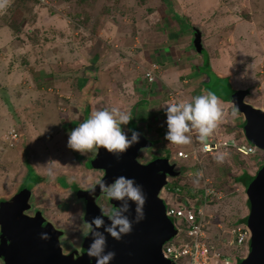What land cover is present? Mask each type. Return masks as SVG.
Returning <instances> with one entry per match:
<instances>
[{"label": "rangeland", "instance_id": "374dc122", "mask_svg": "<svg viewBox=\"0 0 264 264\" xmlns=\"http://www.w3.org/2000/svg\"><path fill=\"white\" fill-rule=\"evenodd\" d=\"M39 1L7 0L0 10V200H10L23 182L40 177L26 213L41 212L64 231L63 251L80 253L90 229L83 219L85 201L75 188L91 190L103 171L91 166L96 154L67 147L68 134L93 111H137L142 106L133 89L153 101L157 93V119L144 125L147 130L135 118L122 125L129 136L135 122L148 139L149 133L156 137L157 129V141L142 148L137 160L167 156L175 164L180 174L168 178L163 199L181 201L197 197L204 187L216 189L217 198L206 208L208 239L232 264L246 257L249 240L242 246L228 243L232 229L250 213L242 175L257 174L264 164L262 150L248 157L220 150L179 159L180 150L196 149L201 142L195 131L187 145L165 139V104L211 91L224 118L210 137L244 141V116L229 100L238 89H247L245 101L264 108V0ZM198 32L201 53L195 44ZM152 63L164 76L148 84L145 71ZM171 91L175 101L168 96ZM173 188L185 196L170 194ZM94 199L99 210H114L103 194Z\"/></svg>", "mask_w": 264, "mask_h": 264}, {"label": "water", "instance_id": "95a60500", "mask_svg": "<svg viewBox=\"0 0 264 264\" xmlns=\"http://www.w3.org/2000/svg\"><path fill=\"white\" fill-rule=\"evenodd\" d=\"M195 44L196 50L201 53L204 46L199 32ZM249 93L247 89L237 90L230 102L244 116L243 131L247 140L264 152V110L245 101ZM136 132L139 133V140L126 153L117 157L101 148L91 161L92 168L102 170L104 176L91 190L77 192L85 201L83 219L87 222L102 215L94 199L101 194L100 182L111 183L120 175L135 178L146 195L144 219L139 223L134 221L136 206L129 201L126 215L133 220L129 234L119 241L113 239L104 231L111 223L107 215H103L104 225L99 229L93 226V230L105 235L106 251L115 253L111 264H176L162 253L164 244L174 238L178 231L166 214L167 207L161 192L167 186L168 178L177 177L180 173L166 157H158L148 163L139 162V151L153 143L142 132ZM246 190L250 208L247 226L252 236L248 255L237 264H264V167L248 183ZM31 197L32 190L25 188L10 200L0 201V257L4 264H95V259L88 256V247L93 238L90 230L83 240L80 253L77 250L65 253L60 241L64 236L63 230L56 228L41 212L36 216L26 215L25 212L31 208ZM112 203L115 210L123 202L112 200ZM42 233H47L49 239H42Z\"/></svg>", "mask_w": 264, "mask_h": 264}, {"label": "clouds", "instance_id": "9594fccd", "mask_svg": "<svg viewBox=\"0 0 264 264\" xmlns=\"http://www.w3.org/2000/svg\"><path fill=\"white\" fill-rule=\"evenodd\" d=\"M7 0H0V10L6 7ZM167 131L165 139L172 144L187 145L191 143L193 131L197 132V139L206 149L205 141L213 134L218 124L224 118V112L217 95L211 91L196 95L190 101H179L165 104ZM232 115L235 117L236 112ZM131 116L118 107L104 108L93 111L91 115L73 128L68 134L67 147L79 152L81 155H95L101 148L108 153L119 157L127 149L138 142L139 133L129 130L131 136L125 134L122 125H127ZM230 137V136H229ZM235 137V136H233ZM49 178H54V172L49 168ZM101 194L108 200L123 202L119 208L95 216L86 224L92 234V241L88 247V256L95 259V264H111L115 257L112 251H106L107 240L102 232L93 230L104 225L103 215L111 221L104 228L113 239L119 241L124 235L132 231L133 220L126 213L129 210L128 202L135 204L136 215L134 221L139 223L144 219V205L146 195L135 178L120 175L111 183L100 182ZM42 239H49L47 233L41 234Z\"/></svg>", "mask_w": 264, "mask_h": 264}, {"label": "built area", "instance_id": "2783aa9c", "mask_svg": "<svg viewBox=\"0 0 264 264\" xmlns=\"http://www.w3.org/2000/svg\"><path fill=\"white\" fill-rule=\"evenodd\" d=\"M45 4V0H41ZM50 2V1H49ZM46 5V4H45ZM51 5V4H50ZM161 67L157 63H152L145 71V81L148 84L158 82L162 72ZM168 96L172 101L176 100V94L171 91ZM207 148L202 143L196 149L190 151L180 150L177 153L179 159L196 158L198 153L212 154L215 151L224 150L226 152H234L243 157L252 156L260 150L251 144L244 135V141L236 137H224L215 140L208 138L205 141ZM264 156V152L262 151ZM180 191L179 189H177ZM170 194L174 195L173 192ZM219 192L212 186L202 189L197 197L174 199L164 197L166 203V214L173 221L178 233L174 238L164 244L162 253L165 258L176 264H232V260L215 250V246L209 241L206 232V208L214 198H217ZM251 231L247 224H240L232 229V239L229 246H242L248 240L250 243Z\"/></svg>", "mask_w": 264, "mask_h": 264}, {"label": "crops", "instance_id": "0c3cea01", "mask_svg": "<svg viewBox=\"0 0 264 264\" xmlns=\"http://www.w3.org/2000/svg\"><path fill=\"white\" fill-rule=\"evenodd\" d=\"M248 23H253V22H255L254 20H246ZM202 27L200 26V29H201ZM222 28H225V29H230V28H228V27H222ZM230 30H233V28H231ZM224 49V48H223ZM162 76V78H163V76L164 75H161ZM161 78V77H160ZM163 83V82H162ZM163 84H165V83H163ZM153 87V86H152ZM152 87H150V88H152ZM238 90H240V89H238ZM136 92L137 91V96H136V98H135V101L138 103V104H140L142 107L140 108H138L137 109V111H135L136 110V108H132L130 111H129V115L131 116V118H135V121H137V122H142L143 123V129H145V130H147V128L144 126L149 120H151V119H157V112L158 111H156L155 110V106H157L158 104H157V93H156V98H154V99H156V101H153L152 100V98H153V96H144L143 98L142 97H139V95H138V90H135V89H133V90H131V92ZM235 91V90H234ZM134 92V93H135ZM149 98H150V100H149ZM124 103V101H122V102H120V105L122 106V104ZM137 103H135L136 105H137ZM166 104H169V103H166ZM164 108V107H163ZM257 108V107H256ZM259 109H264L263 107H260ZM81 120H83V119H81ZM132 125L134 126V128H135V130L134 131H141L142 133H143V131L142 130H139L138 129V126L136 125V123L134 122V123H132ZM140 128H141V126H140ZM157 128V127H156ZM146 132V131H145ZM154 134H156V137H157V129L155 130V133ZM149 137H152V138H154L152 135H151V133H149ZM156 137L154 138L155 139V141H157L156 140Z\"/></svg>", "mask_w": 264, "mask_h": 264}, {"label": "trees", "instance_id": "16d2710c", "mask_svg": "<svg viewBox=\"0 0 264 264\" xmlns=\"http://www.w3.org/2000/svg\"><path fill=\"white\" fill-rule=\"evenodd\" d=\"M39 1V0H38ZM41 1V0H40ZM39 1V2H40ZM41 4H43L42 2H40ZM43 5H45V4H43ZM15 31V30H14ZM17 32H19V31H15L14 32V34H17ZM209 63V62H208ZM208 63H206V64H208ZM205 64V66L208 68V65H206ZM234 91V90H233ZM235 93V92H234ZM226 101H228V100H226ZM230 101V100H229ZM244 135V134H243ZM234 153V152H233ZM235 154H237V153H235ZM239 155V154H238ZM261 156H263L262 154H261ZM166 158H169V157H167V156H165ZM157 158H158V156H157ZM263 158H264V156H263ZM264 167V164L261 166V168L260 169H258L257 168V174L256 175H258V173L260 172V170L262 169ZM256 175H254V176H251V175H249L248 173H243V175H242V179L244 180V185L246 186V188H247V185H248V183L251 181V180H253L255 177H256ZM40 182H42V179L40 178V177H38V176H36V177H34V180L32 181V183L31 184H28V183H26V182H23L22 183V185H21V187L19 188V190L18 191H20V190H23V189H25V188H27V189H33V187L34 186H36L37 184H39ZM179 189V188H178ZM75 190L78 192L79 191V188L78 187H76L75 188ZM173 190L174 191H172L171 190V192H173L174 194H177V195H179L180 194V191H178L177 189H174L173 188ZM177 192V193H176ZM179 196H185V195H179ZM0 201H2V200H0ZM248 204H249V201H248ZM247 220H248V216H246L245 218H243V219H241L240 221H239V223H241V224H246L247 223ZM243 259V257H241L239 260H238V262L237 263H239L241 260Z\"/></svg>", "mask_w": 264, "mask_h": 264}, {"label": "flooded vegetation", "instance_id": "af4514ba", "mask_svg": "<svg viewBox=\"0 0 264 264\" xmlns=\"http://www.w3.org/2000/svg\"><path fill=\"white\" fill-rule=\"evenodd\" d=\"M130 135H131V133H130ZM130 135H129V136H130ZM149 139H150L151 142L154 144L155 139L152 138V137H149ZM156 158H157V157L150 158L149 161L155 160ZM103 176H104V172H103V174L101 175V179H102ZM101 179H100V180H101ZM100 180H99V181H100ZM99 181H98V182H99ZM98 182H97V183H98ZM97 183H96V184H97ZM96 184H95V185H96ZM91 189H92V188H91ZM25 213H26V212H25ZM37 213H38V211H36L34 215H29V216H36ZM26 215H28V214L26 213ZM1 241H2V240H1V237H0V243H1ZM0 260H1L2 262H4L3 258H1V257H0Z\"/></svg>", "mask_w": 264, "mask_h": 264}]
</instances>
